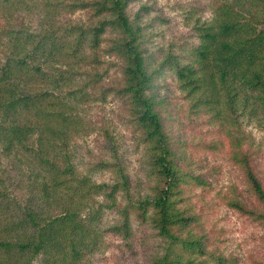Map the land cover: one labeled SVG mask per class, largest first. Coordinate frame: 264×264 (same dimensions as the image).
I'll use <instances>...</instances> for the list:
<instances>
[{
  "label": "rangeland",
  "instance_id": "1",
  "mask_svg": "<svg viewBox=\"0 0 264 264\" xmlns=\"http://www.w3.org/2000/svg\"><path fill=\"white\" fill-rule=\"evenodd\" d=\"M79 1L0 2V62L14 54L17 32L49 34L53 61L47 69L66 68L70 78L64 89L77 87L84 92L78 101H69L81 123L67 145L76 173L96 182L111 181L113 169L104 162L118 161L127 174V189L118 191L114 207L98 211L96 243L85 264H154L166 239L152 225L151 209L142 215L138 203L152 194L159 180L128 98L117 91L124 83L123 60L111 49L117 30L107 28L96 47L83 43L81 29L93 26L101 16L90 7H75ZM212 9L213 0H129L126 6L129 17L140 26L144 64L152 76L148 92L155 99L181 178L174 198L189 223L173 230L181 237L198 238L203 253H189L181 246L176 249L183 256L190 255L194 264H264V220L258 214L263 204L240 161L246 158L264 188V123L243 116L215 117L207 106L185 95L172 68L161 65L167 54L187 59L188 49L197 42L193 24L197 18L209 19ZM73 46L78 53L71 56ZM16 152L8 158L0 153L4 178L0 189L11 198H22L37 180L26 175L27 153L20 148ZM104 202L101 195L86 198L82 215ZM125 207L130 226L124 237L111 225L118 222L119 210Z\"/></svg>",
  "mask_w": 264,
  "mask_h": 264
},
{
  "label": "trees",
  "instance_id": "2",
  "mask_svg": "<svg viewBox=\"0 0 264 264\" xmlns=\"http://www.w3.org/2000/svg\"><path fill=\"white\" fill-rule=\"evenodd\" d=\"M128 2H75V7H90L101 16L80 34L83 43L96 47L107 28L117 30L111 49L122 58L124 75L117 91L128 98L159 180L152 194L138 203L142 215L151 209V223L166 239L163 252L153 262L194 264L190 255L183 256L176 249L181 246L189 253H203L198 238L181 237L173 230L187 225L189 218L176 206L174 195L181 178L155 99L148 92L152 76L144 64L140 26L126 11ZM193 29L197 42L188 49L187 59L167 54L161 65L172 68L185 95L207 106L215 117L243 116L264 123V0H213L212 16L197 18ZM17 33L14 54L0 62V153L8 158L14 157L16 148L25 151L29 159L26 175H34L37 182L30 184L22 198H11L0 189V264H85L96 243L98 211L103 206L114 207L118 191L127 189V174L118 161L104 162L113 169L111 181L96 182L76 173L67 145L81 123L71 102L81 99L84 92L77 87L64 89L70 78L66 68L47 69L53 61L47 32ZM77 53L78 47L73 46L70 55ZM110 143L117 160L115 145ZM240 161L263 204L258 214L264 220V188L246 158ZM93 195H101L105 202L82 215L84 200ZM122 208L111 227L125 237L130 222L128 208Z\"/></svg>",
  "mask_w": 264,
  "mask_h": 264
}]
</instances>
